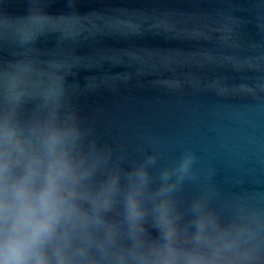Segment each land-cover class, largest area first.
<instances>
[{
  "label": "clouds",
  "instance_id": "obj_1",
  "mask_svg": "<svg viewBox=\"0 0 264 264\" xmlns=\"http://www.w3.org/2000/svg\"><path fill=\"white\" fill-rule=\"evenodd\" d=\"M14 2L0 0V264H264V181L222 186L179 137L106 139L74 103L73 46L143 18Z\"/></svg>",
  "mask_w": 264,
  "mask_h": 264
},
{
  "label": "water",
  "instance_id": "obj_2",
  "mask_svg": "<svg viewBox=\"0 0 264 264\" xmlns=\"http://www.w3.org/2000/svg\"><path fill=\"white\" fill-rule=\"evenodd\" d=\"M92 10L143 18L137 34L100 31L73 46L74 103L104 138L179 137L222 186L237 174L247 188L264 181V0H79L77 11Z\"/></svg>",
  "mask_w": 264,
  "mask_h": 264
}]
</instances>
